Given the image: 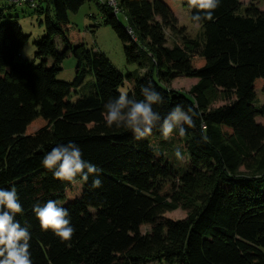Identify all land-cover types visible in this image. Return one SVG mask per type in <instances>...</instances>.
<instances>
[{
    "label": "trees",
    "instance_id": "trees-1",
    "mask_svg": "<svg viewBox=\"0 0 264 264\" xmlns=\"http://www.w3.org/2000/svg\"><path fill=\"white\" fill-rule=\"evenodd\" d=\"M89 2L140 72L124 76L87 47L69 15ZM120 7L124 25L98 0H44L35 10L47 13L46 35L33 61L22 55L29 36L0 11V188H17L33 264H264V13L251 7L240 14V0H222L214 20L201 23L202 37L191 39L179 27L175 0H120ZM189 10L194 25L197 10ZM70 56L75 80L58 81ZM89 76L93 90L72 102ZM177 78L197 84L173 91L167 84ZM149 81L164 97L154 106L162 117L178 104L193 110L195 127L184 137L165 140L157 126L136 141L107 127L104 105L126 86L142 100ZM68 142L101 169L102 187L92 188L90 177L74 189L42 166L47 152ZM50 199L70 213V246L43 231L33 212ZM176 211L187 216H166Z\"/></svg>",
    "mask_w": 264,
    "mask_h": 264
},
{
    "label": "clouds",
    "instance_id": "clouds-1",
    "mask_svg": "<svg viewBox=\"0 0 264 264\" xmlns=\"http://www.w3.org/2000/svg\"><path fill=\"white\" fill-rule=\"evenodd\" d=\"M189 8L196 9L192 20L195 27H200L203 21H213L214 13L220 7L222 0H186ZM142 100L130 97L122 90L117 98L110 99L104 105L103 118L109 128L123 129L132 133L136 141L150 137L153 130L159 126L163 139L174 136L184 137L189 128H194L193 110L176 105L166 116L162 117L154 106L164 102V97L157 91L151 81L141 88ZM159 154V153H157ZM176 160L181 163L185 155L178 147L174 151ZM42 166L51 171L54 178L67 182L72 188L82 187L90 177L92 188L102 187L101 169L84 159L81 147L75 142L61 143L44 155ZM24 211L17 188L12 186L0 188V264H33L30 252L31 232L22 226L17 219ZM33 212L40 222L41 229L51 232L62 243L70 242L75 233L68 209L58 201L48 200L43 206L36 204Z\"/></svg>",
    "mask_w": 264,
    "mask_h": 264
},
{
    "label": "rangeland",
    "instance_id": "rangeland-1",
    "mask_svg": "<svg viewBox=\"0 0 264 264\" xmlns=\"http://www.w3.org/2000/svg\"><path fill=\"white\" fill-rule=\"evenodd\" d=\"M178 7L176 12V18L179 23V27L184 28L189 38L202 37L201 28L195 27L191 22L190 10L184 5L183 0H175ZM241 11L240 14H244L248 8L257 7L264 13V0L253 3L250 0H240ZM0 11L4 12L8 17H12L22 27L25 35L29 36V42L23 49L22 55L25 59L33 61L35 59L36 47L35 43L46 35V28L44 23L46 21V12L36 11L27 5H13L10 0H0ZM50 16L54 18V11L51 6ZM71 23L82 34V39L89 49L104 54L113 64V66L124 76L129 74H135L140 72L138 65H128L125 51L121 40L118 38L111 26L105 25L104 15L101 12V8L95 2H89L85 4L78 13L69 15ZM121 24H125L124 17L119 16ZM169 40H170V35ZM59 50L62 49V40L60 37H55ZM171 43V41H170ZM77 61L73 56L67 58L63 65L62 71L59 73L57 80L61 82L72 83L76 77ZM95 79L93 76H89L84 84L78 91V95L75 93L72 97V102H76L82 96H88L93 90ZM197 84V80L177 78L167 84V86L177 92L189 93L191 88ZM127 91L128 87L121 89ZM85 93V94H84ZM214 104L216 107L221 106L224 102L219 92L212 93ZM260 104L264 103V94L259 92ZM262 122L261 119H258ZM168 218L179 220L185 218L187 215L183 211H176L166 215ZM149 231L148 227H145L142 232ZM160 264V263H156Z\"/></svg>",
    "mask_w": 264,
    "mask_h": 264
},
{
    "label": "built area",
    "instance_id": "built-area-1",
    "mask_svg": "<svg viewBox=\"0 0 264 264\" xmlns=\"http://www.w3.org/2000/svg\"><path fill=\"white\" fill-rule=\"evenodd\" d=\"M44 0H11V3L14 5H27L32 9H39L40 4ZM99 4L103 6H107L112 10V12L119 16L122 14V9L120 7V0H98ZM129 33L134 37V31L129 29Z\"/></svg>",
    "mask_w": 264,
    "mask_h": 264
}]
</instances>
